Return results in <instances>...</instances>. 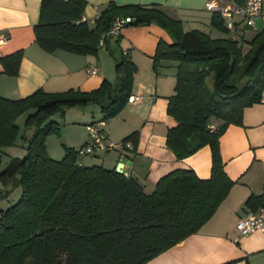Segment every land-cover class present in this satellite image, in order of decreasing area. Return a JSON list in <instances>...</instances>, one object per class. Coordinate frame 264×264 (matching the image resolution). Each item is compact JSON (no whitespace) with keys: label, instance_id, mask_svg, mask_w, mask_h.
Wrapping results in <instances>:
<instances>
[{"label":"trees","instance_id":"16d2710c","mask_svg":"<svg viewBox=\"0 0 264 264\" xmlns=\"http://www.w3.org/2000/svg\"><path fill=\"white\" fill-rule=\"evenodd\" d=\"M85 4L86 0H42L36 40L48 51L94 55L103 44L115 58L117 80L111 83L104 78L97 89L87 91L38 88L20 99L0 95V163L2 146L14 145L19 136L17 117L29 108L35 110L25 123L34 129L32 135H23L26 154L14 157L11 166L0 171L1 196L15 185L22 188L18 200L1 209L0 264H144L197 232L233 187L224 168L220 137L229 125L244 121L246 106L260 101L264 26L248 39L237 30L214 38L198 29L186 32L181 20L154 3L114 1L100 11L93 25L82 20ZM126 15L134 19L130 23L155 22L171 34L173 42L160 41L154 55L157 61L177 62V84L169 96L168 112L178 124L168 129L167 144L179 159L209 144V178L190 168H176L158 180L153 192H146L133 175L79 162L78 150L71 146L59 160L48 153L47 137L60 131L52 114L96 102L102 119L110 120L127 105L137 66L121 49L120 38L109 34L114 19ZM212 24L229 33L217 10ZM23 54L20 49L1 56L3 71L17 76ZM214 120L222 122L215 127ZM138 137L134 130L122 142L135 144Z\"/></svg>","mask_w":264,"mask_h":264},{"label":"crops","instance_id":"0c3cea01","mask_svg":"<svg viewBox=\"0 0 264 264\" xmlns=\"http://www.w3.org/2000/svg\"><path fill=\"white\" fill-rule=\"evenodd\" d=\"M111 1L118 5H159L171 18L181 20L186 32L198 29L214 38L228 37L235 32L229 29L227 33L213 26L214 11L207 7L208 0H86L82 19L94 25L97 14ZM219 1L227 3L228 0ZM41 3L42 0H0V34L5 37L0 39V58L20 49L24 51L17 76L3 73L0 60V95L20 99L38 88L61 92L79 87L87 91L97 89L104 78L116 82L115 58L103 44L95 55L65 49L48 51L41 47L35 37ZM223 18L226 25L228 20ZM244 27L240 26L237 31L246 35ZM114 37L120 38L121 49L137 66L131 93L137 99H129L123 110L107 119L105 131L112 142H122L134 130L139 132V137L135 144L130 141V147H117L92 155H104L103 165L111 169L124 162L122 172L137 177L146 192H153L158 180L176 168H190L199 176L209 178L212 172L209 144L182 159L167 144L168 129L178 124L168 112L169 96L175 93L177 84V62L173 59L157 61L154 55L160 41L173 42L169 31L155 22L148 25L129 23ZM94 65L98 67V74L90 72ZM34 111L29 108L16 119L20 129L17 138L22 134V142L24 134L33 133L34 129L26 127L25 123L27 115ZM64 112L66 126L60 128V135L63 137V129H66L68 142L65 144L74 149L88 144V125L101 121L103 116L100 106L90 102L75 108L67 107ZM243 120L229 125L220 137L224 168L233 180V187L197 232L144 264H264V233L256 231L245 235L236 228L240 217L250 209L259 208L264 201V102L246 106ZM221 122L214 120L213 123L216 127ZM21 145L25 148L24 143ZM47 150L58 160L66 153L58 143L53 146L48 143ZM251 196L254 197L249 201Z\"/></svg>","mask_w":264,"mask_h":264},{"label":"built area","instance_id":"2783aa9c","mask_svg":"<svg viewBox=\"0 0 264 264\" xmlns=\"http://www.w3.org/2000/svg\"><path fill=\"white\" fill-rule=\"evenodd\" d=\"M207 3L208 8L214 12L215 10L221 12V14L227 18L228 21L226 26L232 31H236L242 25L254 28L257 18H261L264 22V0H245L241 5H238L234 0H228L227 3L220 2L219 0H208ZM99 14H97V17ZM133 20L134 19H132L130 15L116 17L109 34L118 36L124 26ZM4 38L5 37L0 34V39L4 40ZM90 72L92 74H98V67L95 65L92 66ZM261 93L260 101L264 102V88ZM128 99L136 100L137 97L131 95ZM105 122L106 120L101 119V121H94L88 125L90 130V141L80 149L82 154H99L109 149H116L117 147L125 148L132 146L130 141L129 143H124L112 142L109 140L105 131ZM236 226L240 234L249 235L256 231L264 233V201L258 209H250L246 215L240 217Z\"/></svg>","mask_w":264,"mask_h":264},{"label":"rangeland","instance_id":"374dc122","mask_svg":"<svg viewBox=\"0 0 264 264\" xmlns=\"http://www.w3.org/2000/svg\"><path fill=\"white\" fill-rule=\"evenodd\" d=\"M264 26V22L261 20V18H257L256 19V25L254 28L248 27L246 28V39L248 38H252L254 37V35L256 34L257 31H259L261 28H263ZM216 32V30H214V33ZM213 33V34H214ZM216 35V34H215ZM106 47V46H105ZM107 48V47H106ZM248 48V43L245 42L244 44V49ZM108 50V49H107ZM109 51V50H108ZM3 73H5L6 75L10 73H6L3 71ZM75 107H79V105H74L73 107L70 108H75ZM69 108V107H68ZM25 112V111H24ZM23 113V112H22ZM22 114H20L19 116H21ZM52 118L53 119H57V121L59 120V128H61L62 126H66L65 123V112L61 113V112H57L55 114H52ZM61 131V129H60ZM60 131L59 133L57 132V130L52 131L49 136L47 137L46 140V145H51L53 146L54 143H58V145H60L62 148L66 149V145L65 143L68 142V138H67V133H66V129H63V137L60 135ZM18 139V138H17ZM22 134L20 135L18 141H16L15 145H10L9 147H5L2 146V149L4 150L3 155H2V159H1V163H0V171L2 169H6L9 168L11 166V162L13 160L14 157H24V155L26 154V149L24 147H22L21 143L22 142ZM66 145V146H64ZM85 146V145H80L78 146L75 150H78V154H79V160L80 161H84L83 163H85L86 165H89L90 163H97L99 165H103V163H105V161L103 160L104 155H100V157L95 156V155H85L82 154L80 149ZM4 181L2 179H0V186L4 187ZM10 189V188H9ZM22 194V188L20 185H15L14 187H12L11 191L9 192L8 195H0V215H1V209L3 208H8L11 205H13L14 202H16L18 200V198L21 196Z\"/></svg>","mask_w":264,"mask_h":264},{"label":"water","instance_id":"95a60500","mask_svg":"<svg viewBox=\"0 0 264 264\" xmlns=\"http://www.w3.org/2000/svg\"><path fill=\"white\" fill-rule=\"evenodd\" d=\"M124 165V162H121L118 166H117V170L118 171H120V172H122L123 171V169H122V166Z\"/></svg>","mask_w":264,"mask_h":264}]
</instances>
